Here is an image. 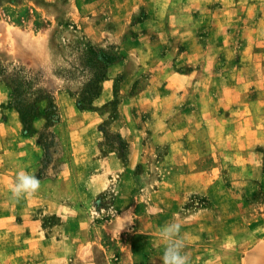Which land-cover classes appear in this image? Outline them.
Returning a JSON list of instances; mask_svg holds the SVG:
<instances>
[{
  "label": "rangeland",
  "instance_id": "obj_1",
  "mask_svg": "<svg viewBox=\"0 0 264 264\" xmlns=\"http://www.w3.org/2000/svg\"><path fill=\"white\" fill-rule=\"evenodd\" d=\"M0 65L33 87L0 82V264H162L172 222L189 264H264V0H0ZM33 149L50 214L11 198Z\"/></svg>",
  "mask_w": 264,
  "mask_h": 264
},
{
  "label": "crops",
  "instance_id": "obj_2",
  "mask_svg": "<svg viewBox=\"0 0 264 264\" xmlns=\"http://www.w3.org/2000/svg\"><path fill=\"white\" fill-rule=\"evenodd\" d=\"M176 31H179V29L176 30ZM178 35H179V33L176 34V36H178ZM192 75H193V73H191L190 76L192 77ZM181 77H184V78H182L180 80L185 79V77L188 78V76H184V75H182ZM186 81H187V79L182 82V85L179 83L178 84L179 88H181ZM184 87H187V86H184ZM180 101H181V104L184 103V99L183 100L182 99H177V98H174L173 96H170L168 101L165 103L164 108L162 109V116H160V117L162 119H169L170 116H172V113H173L175 107L177 106V104L180 105ZM150 102H152V101H148L147 100L146 103H144V107L146 105L149 106ZM128 120L129 119H127V123H126L125 127L122 129L121 133H122V135L126 136V138L129 139L130 136H132V134L134 133V130H135V132H138V130L135 129L131 124L128 125ZM250 129H252V128H250ZM3 152L6 155H10V153H7L5 150H3ZM25 154H28V157L30 156L28 158L29 162L27 163V161H26L25 164L23 162H21L22 164H24L21 169L32 174L38 168V163H39V160H40V157H41V152L38 149H33L32 154L29 153V152H26ZM25 154H23V156ZM18 163H19V161H18ZM69 165L71 166V165H73V163H69ZM12 178H14V177H12ZM64 179L66 180V183H70V182L75 183L77 181V178L74 179V180L70 178V180H69L68 177H64ZM46 184L50 185V187L47 188L46 193L42 192V190L40 189L41 191H37L35 194L26 195L25 197L26 198H30L32 200V202L35 203V206H36V207H34L35 210H37L39 208H44L46 210V212H48L50 214V213L56 212V210H58L61 207L59 206L55 210V206H54L53 202H51V201L48 202V206H45L46 200H48L49 196L51 194H53L50 190L54 189V183H52V182H45L41 186H46ZM42 242H44V241H42ZM47 242L46 243L49 245L50 241L47 240ZM59 243H65V242L64 241H59L58 244ZM51 244H52V242H51ZM59 246L60 245H58V247ZM77 249L78 250L76 252V257H81L82 256V252H83V246L82 247L79 246ZM36 251L38 253V256L41 255L40 254L41 253L40 252L41 248H39V246L36 249ZM43 251H45V258L47 260V264H56L55 254L50 251V247L47 246V250H43ZM61 257L64 258V255H62Z\"/></svg>",
  "mask_w": 264,
  "mask_h": 264
},
{
  "label": "clouds",
  "instance_id": "obj_3",
  "mask_svg": "<svg viewBox=\"0 0 264 264\" xmlns=\"http://www.w3.org/2000/svg\"><path fill=\"white\" fill-rule=\"evenodd\" d=\"M41 187V180L34 174L20 170L15 176L10 189L11 198L19 199L35 194ZM181 225L168 223L158 229L159 238L166 242L162 256V264H189V257L184 251L185 242L180 235Z\"/></svg>",
  "mask_w": 264,
  "mask_h": 264
},
{
  "label": "trees",
  "instance_id": "obj_4",
  "mask_svg": "<svg viewBox=\"0 0 264 264\" xmlns=\"http://www.w3.org/2000/svg\"><path fill=\"white\" fill-rule=\"evenodd\" d=\"M0 82H4L8 87H10V89L12 90L11 97L16 100L18 108L20 110H24L20 105L24 106L23 104L25 100L23 98L33 89L32 81L28 78H20L19 74H9L7 69L4 66L0 65ZM17 100H19L18 103ZM55 111L56 107H54V105H51L50 108L45 110V113L51 118V114ZM21 114L23 120L26 121V118L29 116V114H31V110L26 111V113L22 112ZM56 120L58 121L59 119Z\"/></svg>",
  "mask_w": 264,
  "mask_h": 264
}]
</instances>
